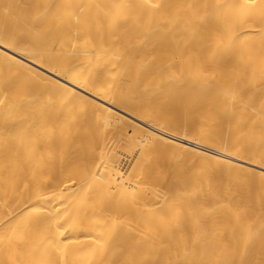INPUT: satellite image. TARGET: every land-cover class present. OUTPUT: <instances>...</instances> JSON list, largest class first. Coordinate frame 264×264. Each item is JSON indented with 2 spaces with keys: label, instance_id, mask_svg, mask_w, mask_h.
I'll return each mask as SVG.
<instances>
[{
  "label": "bare ground",
  "instance_id": "obj_1",
  "mask_svg": "<svg viewBox=\"0 0 264 264\" xmlns=\"http://www.w3.org/2000/svg\"><path fill=\"white\" fill-rule=\"evenodd\" d=\"M263 159L264 0H0V264H264Z\"/></svg>",
  "mask_w": 264,
  "mask_h": 264
},
{
  "label": "rangeland",
  "instance_id": "obj_2",
  "mask_svg": "<svg viewBox=\"0 0 264 264\" xmlns=\"http://www.w3.org/2000/svg\"><path fill=\"white\" fill-rule=\"evenodd\" d=\"M152 109V112L154 115L158 116V118L161 119H167V123L163 124L161 127L167 128L172 132H175L179 135H184L187 137H192V132H191V127L193 123L197 120V113L195 111L189 112L188 110L185 109L184 104H178L173 101L169 102L167 99L163 97H156L153 98L150 103L148 104V108ZM161 133H164L167 136H170L174 139H177L181 142H184L186 144L192 145L194 147L201 148L203 150L216 153V151L203 147L199 144L183 140L181 138L175 137L173 135H170L164 131H160ZM228 137V133H222V138L226 140ZM160 153V158L162 161L166 164L171 163L174 166H181L187 170H191L195 167V164H191L188 159L193 156L195 160L201 159L200 155H197L194 153V151H185L182 149L181 146L179 145H174L169 142H165L163 144V148L161 149ZM191 154V155H190ZM188 158V159H187ZM264 163V159H263ZM166 164V165H167ZM238 172V171H237ZM215 178V177H214ZM210 185L208 189V193L205 197L204 205L206 207H209L212 209L215 204H220V203H226L230 204L233 201L234 196H230L228 194H225L221 191L218 181L217 180H222L223 182L229 184L233 179H238V173L231 176H227L222 179H217ZM237 207L239 209L242 208L241 204H237ZM261 213V212H259ZM257 214L250 215L249 219L253 220ZM202 230L205 229V226L201 228Z\"/></svg>",
  "mask_w": 264,
  "mask_h": 264
}]
</instances>
